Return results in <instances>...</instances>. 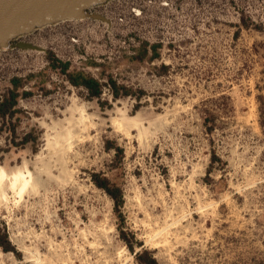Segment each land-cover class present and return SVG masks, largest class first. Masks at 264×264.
Segmentation results:
<instances>
[{
    "label": "rangeland",
    "instance_id": "obj_1",
    "mask_svg": "<svg viewBox=\"0 0 264 264\" xmlns=\"http://www.w3.org/2000/svg\"><path fill=\"white\" fill-rule=\"evenodd\" d=\"M88 13L0 50V264H264V0Z\"/></svg>",
    "mask_w": 264,
    "mask_h": 264
},
{
    "label": "water",
    "instance_id": "obj_2",
    "mask_svg": "<svg viewBox=\"0 0 264 264\" xmlns=\"http://www.w3.org/2000/svg\"><path fill=\"white\" fill-rule=\"evenodd\" d=\"M107 0H0V50L22 48L36 50L27 43L13 42L36 28L62 21L101 19L88 9Z\"/></svg>",
    "mask_w": 264,
    "mask_h": 264
},
{
    "label": "trees",
    "instance_id": "obj_3",
    "mask_svg": "<svg viewBox=\"0 0 264 264\" xmlns=\"http://www.w3.org/2000/svg\"><path fill=\"white\" fill-rule=\"evenodd\" d=\"M73 83L76 86L84 87L92 96L98 97L102 93V84L94 77L80 76L79 80L74 81ZM11 95L13 100L16 101L17 94H14V92H12ZM262 114H263L262 124L264 125V112ZM100 187L106 190V192L111 196V198L115 203L116 211L119 213L120 217H122L121 209L124 204V198L120 189L117 188L115 190H112L108 186H101V185ZM148 255H149L148 252H144L142 254H137L136 257L141 264H158L155 258H153L152 256L148 257Z\"/></svg>",
    "mask_w": 264,
    "mask_h": 264
},
{
    "label": "bare ground",
    "instance_id": "obj_4",
    "mask_svg": "<svg viewBox=\"0 0 264 264\" xmlns=\"http://www.w3.org/2000/svg\"><path fill=\"white\" fill-rule=\"evenodd\" d=\"M17 177H19V176H17ZM17 180H18V178H17ZM19 181V180H18Z\"/></svg>",
    "mask_w": 264,
    "mask_h": 264
}]
</instances>
